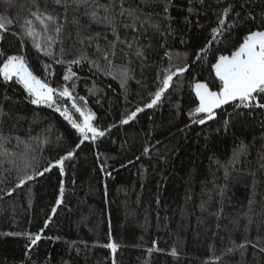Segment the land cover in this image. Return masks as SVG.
I'll return each mask as SVG.
<instances>
[{
  "label": "trees",
  "instance_id": "obj_1",
  "mask_svg": "<svg viewBox=\"0 0 264 264\" xmlns=\"http://www.w3.org/2000/svg\"><path fill=\"white\" fill-rule=\"evenodd\" d=\"M167 2L126 0L125 7L140 10V21L136 30L118 28L123 43L105 60L116 37L106 25L90 24L83 8L0 0V16L10 21L0 31V67L8 55H23L43 82L68 87L105 133L77 147L80 134L56 106L32 104L21 85L0 77V264H264V110L225 105L204 125L194 119L205 114L189 115L199 105L194 84L218 90L212 65L230 55L249 28L257 30L264 0H170L165 11ZM228 5L232 12L224 18ZM32 13L58 17L61 32L50 24L45 33ZM220 18L240 27H225L214 38ZM25 20L43 50L23 35ZM96 33L97 40L80 42ZM47 37L55 39L50 48ZM82 55L80 64L68 63ZM185 65L188 71L173 77L159 104L146 108L168 71ZM69 68L76 75L65 81ZM56 99L82 122L72 100ZM138 107L144 111L122 123ZM241 142L247 154L233 166ZM68 152L74 155L61 173L57 162ZM27 175L34 178L17 187ZM36 234L41 239L31 245L28 237Z\"/></svg>",
  "mask_w": 264,
  "mask_h": 264
},
{
  "label": "snow or ice",
  "instance_id": "obj_2",
  "mask_svg": "<svg viewBox=\"0 0 264 264\" xmlns=\"http://www.w3.org/2000/svg\"><path fill=\"white\" fill-rule=\"evenodd\" d=\"M54 2L62 6L65 11L70 7L75 6L76 10L83 8L84 15L89 18V22L95 24H104L107 27L111 28L113 36L116 37L114 41H109V46L113 51L103 54V58L107 60L110 55H115L114 49L117 46V43H123L120 41V36L118 28L122 25L125 29L136 30L137 22L140 21V10L138 8L129 5L125 7L126 0H109L108 3H101L100 0H54ZM144 3H148V0H144ZM170 0L165 5V11H167L168 4ZM203 3V0H201ZM232 12V6L228 5L222 10L221 16L224 18L229 17V13ZM32 15L39 21L43 26V30L46 33L49 30L50 24L54 27L52 30L59 34L61 32V25L57 24L56 21L58 17L52 15H47L41 17L37 13H32ZM239 16V13H235ZM127 18L130 22H125ZM218 19V27L212 30V36L214 38L223 35L225 27L228 28L229 32L232 28L240 27L239 21H234L232 25H226V19ZM254 19V17H250ZM47 21V23H46ZM5 22L7 18L0 16V31L5 29ZM77 24L78 21H75ZM142 23H148V21H143ZM159 30L158 25H153ZM23 35L33 39L34 46L38 50H43L41 44L36 42V37L39 35L35 26L31 20H25ZM79 36V32L77 33ZM100 34L96 33L95 36H85L80 39L81 43H84L85 40L93 41L99 38ZM106 39V37H105ZM49 42V48L51 43L55 42L53 37H47ZM137 37H133L131 42H127V47L132 48L133 44L136 43ZM97 50H100V45H96ZM204 54H207V50H202ZM45 54L51 55V52L48 51ZM136 54L138 56H143V52L140 49H137ZM4 55L2 50H0V56ZM196 60H201L202 57L198 54L195 57ZM82 60H86L85 56H81L80 59H74L69 61V64H80ZM57 63H64L63 60H57ZM95 65L96 62L92 61ZM215 77L219 81L218 91L211 90L208 83L197 82L194 85L195 95L199 98V105L192 112L189 113L190 116L196 117L199 114H205L199 119H194V122L200 125H204L207 121L214 120L216 118V110L223 108L225 105H232L234 108H243V109H261L264 110V20L261 21V25L258 26L257 30L249 28L247 33L242 37V42L235 47V50L231 51L230 55H219L218 60L212 65ZM188 71V66L177 67L175 71H168L166 78L162 81V86L158 91L154 93V98L145 105L146 108H153L158 105L161 101L163 94L169 89L173 84V77L177 75H183ZM68 75H64L63 79L68 81L71 77L76 74L72 72L71 68L68 69ZM0 77L3 78L5 83L15 82L18 85H21L26 91L29 97H31V103L34 105H45L49 108L55 107L57 112H60L66 120L69 121L71 127L75 129L82 138L79 144H82L84 141L96 140L99 137L105 135L104 131L98 130L96 126L93 125L95 120V113L91 110H85L77 105L73 99L72 92L68 87H64L62 90L55 89L49 86L48 83L43 82L38 78L28 66V63L23 55H8L2 62V67H0ZM127 71L121 73V82L122 86H125L128 79ZM68 98L72 100L71 107L75 110L76 113H79V116L82 118V122L78 123L76 119H73L72 115L65 108L63 111L57 105L56 97ZM80 100H84V97H80ZM86 104V101H85ZM144 111V108L138 107L134 112H132L122 123L127 124L129 121L134 120L137 116V113ZM264 123V122H262ZM228 128V121H225V130ZM3 139V137H0ZM147 151V149L145 150ZM247 154V147L241 142V146L238 149H234L233 158L231 164L235 166L239 162V156ZM74 155L73 152H68L66 156L62 157L57 164L60 166V171L63 173V164L66 159L71 158ZM264 166V165H262ZM50 171L49 168H45L44 172ZM44 172H40L39 175H43ZM110 175V174H109ZM227 175V172H226ZM34 177L32 175H27L21 179L20 184L17 187H20L25 180H32ZM63 194V188H61V196ZM55 211V210H53ZM251 223V221H250ZM7 235H14L13 233H7ZM31 245H36L37 241L41 239L39 234L35 236L28 237ZM251 243V241H247ZM113 251H116V244L108 245ZM238 248H246V244L237 245ZM255 247V245H253ZM232 249H229L230 253ZM261 251H264V247L261 248ZM172 255H176L173 251Z\"/></svg>",
  "mask_w": 264,
  "mask_h": 264
},
{
  "label": "rangeland",
  "instance_id": "obj_3",
  "mask_svg": "<svg viewBox=\"0 0 264 264\" xmlns=\"http://www.w3.org/2000/svg\"><path fill=\"white\" fill-rule=\"evenodd\" d=\"M203 83V82H202ZM195 85V84H194ZM211 89V88H210ZM195 90V89H194ZM212 90V89H211ZM216 91H218V90H216Z\"/></svg>",
  "mask_w": 264,
  "mask_h": 264
}]
</instances>
